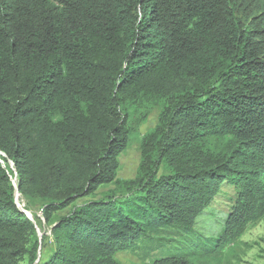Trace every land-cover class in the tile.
Masks as SVG:
<instances>
[{"label": "trees", "instance_id": "16d2710c", "mask_svg": "<svg viewBox=\"0 0 264 264\" xmlns=\"http://www.w3.org/2000/svg\"><path fill=\"white\" fill-rule=\"evenodd\" d=\"M15 192L49 227L44 264H225L264 219V0H0V264H35Z\"/></svg>", "mask_w": 264, "mask_h": 264}, {"label": "rangeland", "instance_id": "374dc122", "mask_svg": "<svg viewBox=\"0 0 264 264\" xmlns=\"http://www.w3.org/2000/svg\"><path fill=\"white\" fill-rule=\"evenodd\" d=\"M159 109L153 108L144 124L138 126L136 130L142 136L146 131L155 126L157 122V115ZM119 168L117 171V177L119 179H130L135 175L137 165L140 160L139 152V140L134 139L126 150L121 153L118 158ZM112 187H102L96 193L91 196L84 197L75 202V205H81L91 200H100L103 194ZM233 190L229 186H222L219 195L213 200L210 207L198 218L196 224V232L203 237H216L223 226L226 213L233 199ZM18 208L21 212L29 214L31 212L35 217L33 222L39 226L36 218L40 220L41 226L37 228V237L39 239V249L37 260L35 264H44L47 257L50 255L53 249L52 238L49 235V227H47L42 220L41 214L37 207L29 205L25 200H19ZM69 209H65L58 213L63 215L67 213ZM51 234V233H50ZM167 247L161 250L159 253L153 254V257L158 255H164L167 252ZM158 253V255H156ZM161 255V256H162ZM116 259L120 264H140V261L128 252H120L116 255ZM225 264H264V219L258 223L248 226L244 235L240 239V245L236 250L235 256L226 260Z\"/></svg>", "mask_w": 264, "mask_h": 264}, {"label": "built area", "instance_id": "2783aa9c", "mask_svg": "<svg viewBox=\"0 0 264 264\" xmlns=\"http://www.w3.org/2000/svg\"><path fill=\"white\" fill-rule=\"evenodd\" d=\"M15 195H16V201L19 202V200H21V199H20V196L17 194V192H15Z\"/></svg>", "mask_w": 264, "mask_h": 264}, {"label": "bare ground", "instance_id": "6f19581e", "mask_svg": "<svg viewBox=\"0 0 264 264\" xmlns=\"http://www.w3.org/2000/svg\"><path fill=\"white\" fill-rule=\"evenodd\" d=\"M18 194V193H17ZM19 207V206H18ZM27 215V217L30 219V217H29V214H26ZM49 235H50V233H49ZM51 236V235H50Z\"/></svg>", "mask_w": 264, "mask_h": 264}]
</instances>
